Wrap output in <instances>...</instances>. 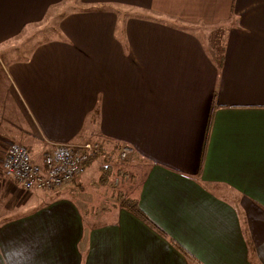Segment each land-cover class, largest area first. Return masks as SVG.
Returning a JSON list of instances; mask_svg holds the SVG:
<instances>
[{"label":"crops","instance_id":"1","mask_svg":"<svg viewBox=\"0 0 264 264\" xmlns=\"http://www.w3.org/2000/svg\"><path fill=\"white\" fill-rule=\"evenodd\" d=\"M134 2L146 15L117 36L115 0H0V49H23L6 71L45 143L32 160L53 143L133 147L136 206L154 226L101 180L113 159L26 191L2 168L24 143L0 134V239L13 264H264V0ZM235 23L208 54L203 30Z\"/></svg>","mask_w":264,"mask_h":264},{"label":"rangeland","instance_id":"2","mask_svg":"<svg viewBox=\"0 0 264 264\" xmlns=\"http://www.w3.org/2000/svg\"><path fill=\"white\" fill-rule=\"evenodd\" d=\"M134 1L137 0H130L129 3L125 6V4L119 3L117 0H115V3L112 4V10L114 9L115 12H117L119 23L116 28V35L119 34V28H121L122 20L125 19L127 15L129 16H139L142 17L145 14V10L138 6L140 3H135ZM76 5V4H75ZM109 4H100L97 3V5L92 6V9L94 10H108L109 8H106ZM248 5L251 6H263L258 3H250ZM84 4L82 3L81 9L85 8ZM124 12V13H122ZM237 26V23L231 24L229 26L219 25L215 27L208 28L206 30H203V32H207L202 36V40L204 41L203 47L207 51L208 54L215 53L216 55L222 54V44L223 39H225V28H227V36L230 29ZM49 32L42 31L41 35L47 34ZM198 34V37L201 38L200 34ZM23 51V49H22ZM14 51V53L7 54L1 51L0 49V134L7 135L11 140L20 139L24 145L29 149L30 154L40 153V145H45V143H42L39 141L38 138H36L33 134L32 127L25 115V112L19 103L18 99L16 98V95L13 91V89L10 87L9 82L7 80V71L6 67L10 64L11 59H20L24 56L23 52ZM102 144V142H100ZM122 146H125L122 144ZM121 146V147H122ZM130 149H132V154L135 152L133 147L126 145ZM46 150L43 152L45 154ZM112 151L116 154L118 150L112 149ZM43 154V157H44ZM109 154V153H108ZM115 154L111 155L110 158L113 159L115 162V165H119L122 167V169L126 172L124 176L116 175L113 177L114 181H117L115 188H120V192L126 194V196L135 197V193L137 190V186L139 183V176L138 171L135 170L138 165L134 161L135 159H132V154H130L127 158L121 161H117L116 158H113ZM43 159V158H42ZM102 158H99L98 160H94V164L100 163ZM134 160V161H133ZM73 181H68L65 184H69ZM110 190V189H109ZM93 191H95V187L93 185L86 184L83 192L87 193L93 198ZM113 192L114 197L119 200V192L118 190H110ZM94 202V199L92 203ZM97 205V203H96ZM89 207V205H86ZM91 224H85V229L89 230ZM3 226V224L0 223V227ZM14 250V249H13ZM15 251V250H14ZM12 255H11V248L9 247L8 243L4 239H0V264H13L11 261ZM194 262V261H193Z\"/></svg>","mask_w":264,"mask_h":264},{"label":"built area","instance_id":"3","mask_svg":"<svg viewBox=\"0 0 264 264\" xmlns=\"http://www.w3.org/2000/svg\"><path fill=\"white\" fill-rule=\"evenodd\" d=\"M99 143V140L53 143L41 163L32 160L25 145L14 143L5 152L2 168L23 190H51L71 181L95 156ZM132 152L126 145L122 146L119 151L120 160Z\"/></svg>","mask_w":264,"mask_h":264},{"label":"trees","instance_id":"4","mask_svg":"<svg viewBox=\"0 0 264 264\" xmlns=\"http://www.w3.org/2000/svg\"><path fill=\"white\" fill-rule=\"evenodd\" d=\"M102 141L108 147L99 143L97 151L95 153V156L93 158L89 159V161L86 163V165L88 163H90L96 156H99V155H100V157L105 156L104 160L108 159V161H109V159L112 157L111 155L115 154L112 151V149L118 150L117 153L115 154V156H113V158H116L117 161H121L119 151H120L122 144H120L116 141H111V140H107V139H103V140H101V142ZM123 145H125V144H123ZM106 163L107 162L105 161V164ZM86 165H84V166H86ZM100 170H101V175H102L101 180L104 181V184L107 187H112L113 189L115 188V185H116L115 181L113 180V177L116 175L124 176L126 173L122 169L121 166L115 165V164H110V163L108 165L106 164L103 167H101ZM118 201L120 202V205H122V207H126V208L133 210V212H135L136 214H139L144 221H146L150 225L154 226L148 219L145 218V216L137 208L135 197L126 196V194L119 192V200ZM184 253L187 254L185 251H184Z\"/></svg>","mask_w":264,"mask_h":264}]
</instances>
